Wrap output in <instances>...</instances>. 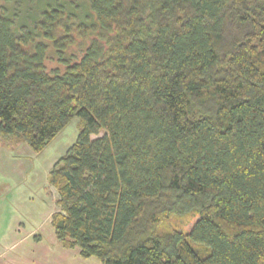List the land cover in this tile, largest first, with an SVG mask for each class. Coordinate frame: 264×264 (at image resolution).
<instances>
[{"label":"trees","instance_id":"1","mask_svg":"<svg viewBox=\"0 0 264 264\" xmlns=\"http://www.w3.org/2000/svg\"><path fill=\"white\" fill-rule=\"evenodd\" d=\"M75 34L94 37L78 61ZM74 120L48 177L62 248L264 264V0H0V137L40 154Z\"/></svg>","mask_w":264,"mask_h":264},{"label":"crops","instance_id":"2","mask_svg":"<svg viewBox=\"0 0 264 264\" xmlns=\"http://www.w3.org/2000/svg\"><path fill=\"white\" fill-rule=\"evenodd\" d=\"M56 140L50 143L48 147ZM68 149L60 156H64ZM32 157L35 158V153L23 141L17 138L4 139L0 137V264H48L50 260L58 264L60 255L70 257V251L77 250L62 248L56 239L54 229L47 234L50 244L44 247V237L36 228L28 229L18 209L10 205L7 199H4L5 194L8 195L14 189L12 186L14 181L17 185L20 181V186L22 182L32 185L37 170H34L33 174V170L29 169L28 163L23 160L29 158L28 161L32 162ZM61 157H54L46 165L48 174ZM41 162L42 160L37 162V165L41 166ZM26 177L30 179L29 182ZM50 192L52 202H56L58 199L56 191L52 189ZM56 209L57 207L50 209L46 215L45 220L50 218V224ZM76 253L79 254V250Z\"/></svg>","mask_w":264,"mask_h":264},{"label":"rangeland","instance_id":"3","mask_svg":"<svg viewBox=\"0 0 264 264\" xmlns=\"http://www.w3.org/2000/svg\"><path fill=\"white\" fill-rule=\"evenodd\" d=\"M73 38L75 44L64 50V54L66 58L72 57L73 61H78L83 57L85 50L88 48L94 37L81 38L78 34H75ZM39 41L47 44L50 48L46 61L47 70L51 71L54 69H60L63 71L64 66L60 64L58 55L52 49V43L42 39ZM77 123V120L71 122L62 134L57 137L58 139H55L56 142L40 153H43L42 155L35 154L36 159L33 157L31 158L33 159L32 162L28 161L30 160L29 158L23 159L28 163V168L33 170V174L34 170H37L36 177L32 182V185L22 182L21 186H23L24 189L20 186V181H18V185L16 184V181H14L12 184L14 189L11 190L8 195L5 194L4 197V199L8 200L10 205H13L18 209L26 227L28 229L36 228L40 235L44 237V247L47 246V244H50V239L47 234L53 229L50 224V218H48L49 220L47 221L45 220L46 215L50 209H55L56 207V202H52L50 191L53 188L49 185V174L46 170V165L50 163L54 157H61L60 155H63L64 151L74 143L77 138ZM41 160V166H38L37 162L39 163ZM26 178L29 182L30 179L28 177ZM197 219L198 217L195 213L173 216L160 226L159 232L161 234H166L177 231L187 235ZM76 251H78V249ZM76 251H70V257H63V255H60L58 258V264H101L96 258H81ZM48 264L55 263L50 260Z\"/></svg>","mask_w":264,"mask_h":264}]
</instances>
